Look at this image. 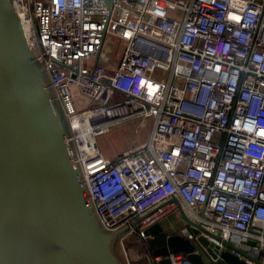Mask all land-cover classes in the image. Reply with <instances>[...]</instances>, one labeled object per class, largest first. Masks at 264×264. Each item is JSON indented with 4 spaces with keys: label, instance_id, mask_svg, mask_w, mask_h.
I'll list each match as a JSON object with an SVG mask.
<instances>
[{
    "label": "built area",
    "instance_id": "2783aa9c",
    "mask_svg": "<svg viewBox=\"0 0 264 264\" xmlns=\"http://www.w3.org/2000/svg\"><path fill=\"white\" fill-rule=\"evenodd\" d=\"M9 1L48 72L99 220L126 227L127 264H158L124 242L145 240L170 214L166 234L213 264L198 236L264 262V0ZM108 34L124 43L113 68L98 64ZM81 95L89 104L78 110ZM135 117L151 118L147 140L108 158L97 135Z\"/></svg>",
    "mask_w": 264,
    "mask_h": 264
},
{
    "label": "water",
    "instance_id": "95a60500",
    "mask_svg": "<svg viewBox=\"0 0 264 264\" xmlns=\"http://www.w3.org/2000/svg\"><path fill=\"white\" fill-rule=\"evenodd\" d=\"M74 156L48 72L10 1L0 0V264H125L116 246L126 227L102 225ZM180 213L196 233L199 225ZM143 234L158 264H171L169 252L206 264L192 240L166 234L159 222ZM198 241L217 264H245L203 236Z\"/></svg>",
    "mask_w": 264,
    "mask_h": 264
},
{
    "label": "rangeland",
    "instance_id": "374dc122",
    "mask_svg": "<svg viewBox=\"0 0 264 264\" xmlns=\"http://www.w3.org/2000/svg\"><path fill=\"white\" fill-rule=\"evenodd\" d=\"M124 43L121 38L116 35L108 34L103 42L100 54L98 56V64L103 67L113 68L117 65L121 55ZM76 108L82 109L88 106L89 99L80 96L74 100ZM151 128L150 117H135L113 125L109 131L97 135V145L108 158H113L116 154L127 150L133 145L147 140ZM173 218L166 216L160 220L161 224L166 227ZM135 235H130L125 240L134 239ZM127 247V246H125ZM129 247V246H128ZM135 248V247H129ZM116 250L121 259L125 261L122 246L117 243ZM202 257L206 264H213L205 252L202 251Z\"/></svg>",
    "mask_w": 264,
    "mask_h": 264
},
{
    "label": "trees",
    "instance_id": "16d2710c",
    "mask_svg": "<svg viewBox=\"0 0 264 264\" xmlns=\"http://www.w3.org/2000/svg\"><path fill=\"white\" fill-rule=\"evenodd\" d=\"M125 246L135 247L139 253L144 255L151 254V248L148 246L146 241L140 237L135 236L134 239H128ZM131 264H148V261L145 256H142L140 259L132 261Z\"/></svg>",
    "mask_w": 264,
    "mask_h": 264
},
{
    "label": "crops",
    "instance_id": "0c3cea01",
    "mask_svg": "<svg viewBox=\"0 0 264 264\" xmlns=\"http://www.w3.org/2000/svg\"><path fill=\"white\" fill-rule=\"evenodd\" d=\"M168 217L172 218V215L170 214ZM164 218H166V217H164ZM160 224H161V222H160ZM161 225H162V224H161ZM162 227H163L164 229H166V228L169 227V224H168L166 227H164V226L162 225ZM134 261H136V260H134Z\"/></svg>",
    "mask_w": 264,
    "mask_h": 264
},
{
    "label": "bare ground",
    "instance_id": "6f19581e",
    "mask_svg": "<svg viewBox=\"0 0 264 264\" xmlns=\"http://www.w3.org/2000/svg\"><path fill=\"white\" fill-rule=\"evenodd\" d=\"M25 32H26V30H25Z\"/></svg>",
    "mask_w": 264,
    "mask_h": 264
}]
</instances>
